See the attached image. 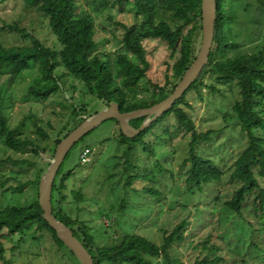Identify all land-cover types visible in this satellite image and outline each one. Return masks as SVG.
Returning <instances> with one entry per match:
<instances>
[{"label":"trees","instance_id":"1","mask_svg":"<svg viewBox=\"0 0 264 264\" xmlns=\"http://www.w3.org/2000/svg\"><path fill=\"white\" fill-rule=\"evenodd\" d=\"M22 1L26 7L38 10L48 19L51 32L61 49L45 46L32 37L27 29L16 24L4 25L0 27V32L20 33L32 39V45L5 47L0 44V72L20 75L37 66L42 77L36 85L30 87L28 94L39 101H47L58 93L62 89V79L68 75L83 83L90 94L96 95L100 101L109 106L112 102L119 104L123 113L152 107L174 93L196 60L202 45L203 0H117L121 5L133 3L140 11L142 24L127 26L118 23L124 29V51L114 56L98 53L95 39V14L100 15L110 8L108 0H85L86 6L78 0ZM216 6L215 38L208 64L184 97L134 137L125 135L120 122L114 120L119 134L107 141L124 148L122 176L125 182L119 188L122 198L118 203V217H113L111 212L103 216L109 217L113 227L119 229L121 220L131 209V198L139 200L145 198V195H152L156 202L166 200L167 190L164 188L167 185L164 177L168 170L158 158V148L187 136H191L189 157L185 160L189 163L185 178V191L189 197L202 200L207 186L223 182L225 173L216 160L206 157L200 151V146L210 141L211 132H199L194 116L185 109L191 107L190 93L197 92L202 96L199 84L204 83L206 77L238 89L239 97L234 102L233 117L240 131L247 134L249 139L248 146L234 163L229 181L240 186L227 200L217 195L210 198L207 204L193 205L188 215L173 230H163V243L159 245L136 232H127L119 240H114L104 225L93 226V219L86 222L83 218L85 210L82 208L86 200L81 190H71L79 212L73 218L67 212L71 204H67L69 196L65 192L68 179L77 169L62 172L61 168L53 189V214L74 232L90 252L95 264H227L229 261L224 256L227 247L213 242L212 234L199 239V233L207 227H222L224 212L227 220L234 222L236 217L239 218L241 229L247 230L250 239L246 254L234 256L235 260L230 263L264 264V186L261 182L264 180V0H216ZM162 16H167L169 21ZM244 17H251L246 31ZM243 32H246L249 50H245L246 44L241 40ZM149 39L159 40L169 51L163 61L167 66L163 83L152 82L148 76L151 63L144 42ZM58 65L64 68L61 76L56 74ZM147 83L151 84L153 94L150 101L138 96L141 87H147ZM210 87L217 90L214 85ZM1 91L0 103L3 102ZM73 109L75 114L79 113L80 108ZM2 110L1 103L0 139L4 146L20 153L32 150L35 155H39V146L21 136L25 123L12 129ZM168 118L173 120L171 125L168 124ZM146 120V116L139 117L131 120L130 124L140 129ZM40 133L46 136L42 130ZM69 134L60 137L57 146ZM112 161H116L115 158ZM7 164L21 168L34 166L31 161H17L8 157L0 161V168ZM9 189L18 193L22 185L11 186ZM150 207L146 203L142 209L148 212ZM187 207L182 205V209ZM133 209L137 210L136 207ZM246 210H250L251 219L245 218ZM32 226H36L39 235L36 241L49 237L65 258L72 255L75 264H81L44 219L39 190L38 197L30 205L9 206L0 211V232L6 229L9 235L20 234L26 238ZM129 226L134 230L137 227L130 224L127 225L128 230H131ZM102 229L106 230L103 234ZM103 236L111 238L113 242L101 245L98 238ZM180 250L190 251L189 256L193 261H183V252ZM0 251L2 256L6 253L2 241ZM3 260H6V264H12L4 256Z\"/></svg>","mask_w":264,"mask_h":264},{"label":"rangeland","instance_id":"2","mask_svg":"<svg viewBox=\"0 0 264 264\" xmlns=\"http://www.w3.org/2000/svg\"><path fill=\"white\" fill-rule=\"evenodd\" d=\"M78 2L86 6L85 0H78ZM108 3L109 9L100 15L95 14V39L98 43V53L101 55L110 53L114 56L124 51L122 44L124 29L118 23L140 26L142 17L133 3L121 5L117 0H108ZM163 18L169 21L167 16ZM250 18L244 17L245 31ZM14 24L27 29L32 37L40 40L45 46L61 49V45L51 32L48 19L42 13L26 7L22 0H0V27ZM246 36V32H243L241 40L246 44L245 50H249ZM31 40L17 32H0V44L5 47L31 46ZM144 45L151 63L149 79L152 82L163 83L167 69L163 61L169 55L167 46L159 40L150 39L146 40ZM63 73L64 68L58 65L57 76ZM41 77L37 66H33L20 75L0 72L2 112L12 129L25 123L21 129V136L34 141L40 148L39 155H35L32 150L26 153L15 152L5 147L0 139V161L11 157L17 161L28 160L34 163V166L27 165L23 168L11 164L0 168V211L9 206L24 207L33 203L38 197V184L45 177L54 160L57 140L72 132L82 123V120L91 119L109 106L106 102L100 101L96 95L90 94L83 83L68 75L62 79V89L58 93L47 101L36 100L28 92L31 86L41 80ZM211 85H214L217 90L212 89ZM199 86L202 89V96H199L197 92L190 93L191 107L188 106L185 109L194 116L199 132H211L210 141L203 143L200 151L206 157L215 159L217 165L224 171L225 178L222 183L207 186L202 200L198 198L192 200L185 191L186 171L189 167V163L185 160L189 157L191 136L168 143L158 148V158L168 170L164 177L167 185L164 188L167 190L166 200L156 202L152 195H145V198L139 200L131 198V209L121 220V227L115 229L112 220L103 215L107 216L109 212L115 218L119 215L118 203L122 198L119 188L121 189L125 182L122 176L124 148L107 141L119 134L118 125L114 120H110L86 135L72 149L61 167L62 172L77 169L67 182L68 189L65 193L69 196L67 204H71V207H67V212L73 218L79 214L77 204L73 202L71 190H81L86 200L82 205L85 210L83 218L86 222L93 219V226L104 225L114 240H119L121 235L127 232H136L160 245L163 243V230H173L188 215L193 205L207 204L210 198L217 195L223 200L233 196L240 184L231 183L229 177L233 172L235 161L248 146L249 139L247 134L240 131L233 117L234 102L239 97L238 89L210 77H206L205 82L200 83ZM140 90L139 98L147 101L152 99L151 84L147 83V87L142 86ZM74 107L80 108L79 113L75 114ZM172 123L173 120L168 118V124ZM40 130L45 132L46 136H43ZM89 147L93 150L90 161L87 165H82L80 155L82 150ZM114 158L116 161H112ZM114 164H117L115 168L112 167ZM112 176L113 178H110ZM261 182L264 186V180ZM19 184L22 185L21 192L14 193L9 189L11 186L18 187ZM146 203L151 206L148 212L142 209ZM182 205L188 207L182 209ZM135 207L136 211L133 209ZM225 214L226 212L223 213L221 228L209 226L199 233V239L212 234L213 242L222 244L231 251L224 252L225 258L229 261L227 264H231L230 262L235 260L234 256L246 254L250 239L247 230L241 229L239 218L236 217L233 222L227 220ZM244 216L246 219H251L250 210H246ZM130 224L137 226L136 229L129 226L131 230H128L127 225ZM105 231L102 229V234ZM28 232L26 238L20 234L9 235L6 229L0 232V241L4 245L8 262L12 264L76 263L72 255L65 258L63 252L58 250L49 237L36 241L35 238L39 237L36 226H32ZM98 242L105 245L113 241L103 236L98 238ZM180 252H183L181 255L183 261L186 263L193 261L189 256L190 251L180 250Z\"/></svg>","mask_w":264,"mask_h":264},{"label":"water","instance_id":"3","mask_svg":"<svg viewBox=\"0 0 264 264\" xmlns=\"http://www.w3.org/2000/svg\"><path fill=\"white\" fill-rule=\"evenodd\" d=\"M216 0L202 1L203 39L199 54L178 84L174 93L162 102L132 112H121L119 104L112 102L104 111L91 119L85 120L74 129L57 146L54 160L39 186V203L43 210V217L53 228L58 238L76 255L81 264H95L88 249L74 235V232L64 223L58 221L53 214V189L58 173L72 149L93 130L110 120H118L123 133L134 137L150 124L170 111L181 100L192 85L198 80L208 64L214 44L216 25ZM147 117L140 129L134 128L130 121L139 117ZM0 264H6L0 252Z\"/></svg>","mask_w":264,"mask_h":264},{"label":"built area","instance_id":"4","mask_svg":"<svg viewBox=\"0 0 264 264\" xmlns=\"http://www.w3.org/2000/svg\"><path fill=\"white\" fill-rule=\"evenodd\" d=\"M93 150L90 148H85L81 155H80V159H81V163L83 165L87 164L90 161V156L92 154Z\"/></svg>","mask_w":264,"mask_h":264},{"label":"flooded vegetation","instance_id":"5","mask_svg":"<svg viewBox=\"0 0 264 264\" xmlns=\"http://www.w3.org/2000/svg\"><path fill=\"white\" fill-rule=\"evenodd\" d=\"M1 252V251H0ZM1 255H2V253H1ZM5 258H6V253L3 255ZM3 256H2V258H3ZM7 259V258H6ZM5 262H6V260H4Z\"/></svg>","mask_w":264,"mask_h":264}]
</instances>
